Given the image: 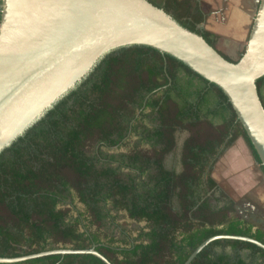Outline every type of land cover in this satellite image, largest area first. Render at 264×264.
<instances>
[{"label": "trees", "instance_id": "1", "mask_svg": "<svg viewBox=\"0 0 264 264\" xmlns=\"http://www.w3.org/2000/svg\"><path fill=\"white\" fill-rule=\"evenodd\" d=\"M147 1L201 35L227 60L243 53L244 48L233 60L217 48L219 36L200 26L205 13L198 0ZM255 85L264 108V74ZM146 108L157 121L142 137L151 147L119 159L101 157L99 147L120 145L136 113ZM177 130L188 131L179 171L163 162ZM238 137L264 175L217 85L151 46L112 48L0 149V256L94 246L111 264H182L201 241L215 234L244 235L264 243V228L242 217L235 200L211 176L216 161ZM91 142L96 146L88 154ZM101 160L107 164L97 166ZM123 166L132 173L121 175L118 169ZM107 202L148 228L123 239L122 245L105 239L100 226L105 217L114 219ZM0 264L105 263L92 254L67 253ZM189 264H264V250L244 240L214 239Z\"/></svg>", "mask_w": 264, "mask_h": 264}, {"label": "water", "instance_id": "2", "mask_svg": "<svg viewBox=\"0 0 264 264\" xmlns=\"http://www.w3.org/2000/svg\"><path fill=\"white\" fill-rule=\"evenodd\" d=\"M130 44L167 53L217 85L264 168V108L255 85L264 74V0H257L244 51L235 61L147 0H0V149L100 55ZM214 239L244 240L264 250V243L252 237L215 234L201 241L182 264H189ZM67 253H88L111 264L94 246L0 256V263Z\"/></svg>", "mask_w": 264, "mask_h": 264}, {"label": "rangeland", "instance_id": "3", "mask_svg": "<svg viewBox=\"0 0 264 264\" xmlns=\"http://www.w3.org/2000/svg\"><path fill=\"white\" fill-rule=\"evenodd\" d=\"M154 3H162L163 0H152ZM201 7L204 11L209 4L201 2ZM228 2V0H226ZM249 7L255 8L257 0H248ZM254 13V12H253ZM202 27V25H200ZM221 41H216V46L229 58L235 60L237 59L239 53L244 48L241 46H223ZM262 95L264 97V86L262 87ZM133 111L137 112L136 107ZM133 127L129 130L123 140V142L114 147H106L101 145L99 147V152L101 157L107 158L113 156L119 159L121 155H127L131 151L145 150L151 147V142L145 138L146 132L153 129L157 124L155 119V113L150 109L146 108L142 112L136 113V117L130 122ZM188 136L187 130H177L175 132V145L173 149L165 154L163 162L167 168H174L175 170H181L180 153L183 140ZM96 144L90 143L86 146V151L88 154L94 152ZM107 164L105 160L97 162V166ZM114 164V163H112ZM254 168L251 170L252 179L256 181L253 191L261 196L264 195V175L260 170L258 164L253 159ZM119 173L125 175L126 173H132L127 167H119ZM227 194H229L235 200V209L243 217H247L252 220L255 224L260 225L264 228V204L263 202H256L253 196H237L231 190L227 189ZM74 203L78 209L84 211L82 204L74 198ZM213 204H221L222 201L210 200ZM106 207L110 210V214L113 216V220L105 217L102 225L100 226V233L105 239L113 238V242L116 245H122L124 243L123 239L129 240L137 236L138 232L143 229L146 230L148 225L142 220H134L127 217L126 212L121 208H115L111 206L110 202L106 203ZM94 229V226H92Z\"/></svg>", "mask_w": 264, "mask_h": 264}, {"label": "crops", "instance_id": "4", "mask_svg": "<svg viewBox=\"0 0 264 264\" xmlns=\"http://www.w3.org/2000/svg\"><path fill=\"white\" fill-rule=\"evenodd\" d=\"M202 1L209 6L204 9L205 19L200 25L218 35L217 41L223 46L243 47L255 11L249 7L248 0ZM253 168L250 151L242 137H238L216 161L211 176L225 192L229 189L237 196H253L256 202L264 204V195L253 191L256 185L251 175Z\"/></svg>", "mask_w": 264, "mask_h": 264}, {"label": "built area", "instance_id": "5", "mask_svg": "<svg viewBox=\"0 0 264 264\" xmlns=\"http://www.w3.org/2000/svg\"><path fill=\"white\" fill-rule=\"evenodd\" d=\"M79 204H81L80 202H79ZM144 222V221H143Z\"/></svg>", "mask_w": 264, "mask_h": 264}]
</instances>
